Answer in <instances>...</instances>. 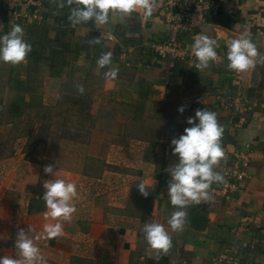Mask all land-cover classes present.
Masks as SVG:
<instances>
[{"label":"crops","instance_id":"1","mask_svg":"<svg viewBox=\"0 0 264 264\" xmlns=\"http://www.w3.org/2000/svg\"><path fill=\"white\" fill-rule=\"evenodd\" d=\"M212 2L202 26L176 30L168 18L177 8L165 6V0H155L150 17L138 10L123 23L112 17L102 29L92 21L73 27L66 0H23L19 14L0 0V35L18 24L32 46L24 62L6 63L10 81L28 73L34 59L37 68L43 67L51 77L46 93L54 105L75 100L76 85L86 84L84 88L94 94L92 107L104 110L110 129L114 124L120 127L111 134L108 159L99 167L106 172L97 178L101 182L92 184L90 177L80 174L69 180L81 191L90 187L91 201L85 204L81 197L73 198L72 222H63V236L47 242L43 225L53 221L44 217L43 183L52 177L44 166L52 164L53 178L66 181V172L73 168L42 157L51 152L48 146L37 158L28 155L24 145L11 152L6 149L8 154L0 161V256H18L14 248L18 229L27 231L31 225L28 236L33 241L42 238L39 245L47 264H216L214 256L232 246H238L243 264H264V64L239 74L227 68V42L242 31L264 54V0ZM33 11L45 12L46 24H37L41 20L31 16ZM202 32L216 41L217 59L198 71L190 46ZM154 35L174 38L181 52L187 48V55L159 58L149 49ZM100 36V44L88 43ZM109 51V68L119 69L115 80L105 79L103 72L108 69L97 66L101 53ZM4 63L0 61V74L5 72ZM99 93L106 96V104L96 102ZM181 106L183 113L178 111ZM204 108L214 111L224 128L225 157L216 171L225 182L211 185L210 201L189 205L184 230L173 232L167 218L176 208L170 203L167 181L168 169L178 156L172 154L170 142L190 126L187 118ZM54 147L57 154L59 145ZM229 168L242 171L243 177L228 176ZM113 171L118 172V184L108 191L104 188H109ZM140 180L149 190L146 198L138 190ZM89 203L96 208L85 209ZM153 221L163 223L172 237V248L166 255L161 253L159 261L152 258L158 253L140 231L144 223Z\"/></svg>","mask_w":264,"mask_h":264},{"label":"clouds","instance_id":"2","mask_svg":"<svg viewBox=\"0 0 264 264\" xmlns=\"http://www.w3.org/2000/svg\"><path fill=\"white\" fill-rule=\"evenodd\" d=\"M69 7L68 20L73 27L94 22L97 28L109 23L112 17L117 22L123 23L131 17L132 13L142 10L145 18L150 17L155 9V0H66ZM61 6H64L63 4ZM3 26L0 25V30ZM22 26L14 24L11 30L0 35V61L17 65L24 62L32 51V46L24 38ZM113 39L111 35L107 37ZM89 44L101 43V36L92 38ZM216 41L203 32L194 37L191 44V53L196 58L195 69L202 71L209 67L210 62L217 59ZM227 68L237 74L255 68L257 63L264 64V54L259 53L257 45L252 41L245 30L227 42ZM112 63V52H103L97 59L99 69H108L103 72L105 79L115 80L118 68H109ZM80 94H84L83 85L77 84ZM178 111L183 113L184 106ZM190 125L184 129L178 138L173 137L170 142L172 154L178 156L177 163L168 169L170 179L167 181V191L172 206L176 208L167 218V225L171 231H183L187 223L188 213L185 210L189 205H199L212 199L211 185L224 183V176L216 171V167L225 157L221 145L224 128L218 123L217 114L207 109H197L195 116L187 118ZM44 172L51 175V179L43 183L45 189L43 201L46 211L45 219L51 218L53 222L43 225V238L51 240L63 236V222H72V215L76 208L71 203L77 193L74 182L61 178H53L55 172L53 165L44 166ZM143 180L138 181L137 187L145 198L149 195ZM32 231L29 225L27 231L18 229L14 241L15 251L18 256H0V264H47V260L39 247L29 238L28 232ZM140 231L144 235L148 246L157 251L154 260L161 259V253L166 255L172 248V237L165 225L160 222L144 223Z\"/></svg>","mask_w":264,"mask_h":264},{"label":"rangeland","instance_id":"3","mask_svg":"<svg viewBox=\"0 0 264 264\" xmlns=\"http://www.w3.org/2000/svg\"><path fill=\"white\" fill-rule=\"evenodd\" d=\"M26 12V16L30 18L28 13L31 12ZM31 16L41 20L37 24H46L44 22L45 12L35 13L33 11ZM2 66H5V68L3 67L5 72L0 74V161L7 156L6 151L11 152L12 148L18 149L24 145L28 155L37 158L40 156V152H44L48 146L52 153L41 154L42 157L47 156L48 159L51 157L60 163H66L69 169L73 168L66 172L68 182L76 174H80V178L82 176L90 177L93 180L92 184L101 182L97 178H102L106 172L99 167L108 159L107 155L113 144L111 134L117 133L120 127L119 124H114V128L110 129L111 124L105 122L107 118H103L106 115L103 113L104 110L92 107L94 94L84 88V94H80L78 91L75 93L77 95L75 100H64L61 105L56 106L46 93V89L51 83V77L43 67L37 68L38 64L34 59H32V65L30 63L28 73L25 72L15 81H10V76L6 73V68L10 66H7L6 63ZM54 82L56 83V81ZM55 85L57 88L60 86ZM59 90L62 91V88ZM50 92L55 91L50 90ZM95 100L105 103L107 98L99 93ZM118 140L119 138L115 137V143ZM55 145H59V148L56 149L57 154H53ZM112 159L116 161L117 156ZM111 173L110 183L108 182L109 188H104L108 191H112L118 184V172ZM77 190L79 192L75 198L81 197L82 200L78 201L85 204L91 201L89 198L94 194L91 193L90 187H84L82 191L81 188ZM90 204V207L84 205V208H96L95 204L89 203L88 205ZM41 241L42 238L39 241L34 240L39 249L42 247L39 245ZM40 251L41 254H45L41 249Z\"/></svg>","mask_w":264,"mask_h":264},{"label":"built area","instance_id":"4","mask_svg":"<svg viewBox=\"0 0 264 264\" xmlns=\"http://www.w3.org/2000/svg\"><path fill=\"white\" fill-rule=\"evenodd\" d=\"M22 1L23 0H6L10 11L16 14L20 13L17 11V7L22 5ZM41 5L44 6L43 3ZM165 6L177 8L171 11L168 18L169 23L174 29L178 30L182 27L195 29L206 22L213 7V2L212 0H165ZM160 13H162L161 9ZM149 49L155 52L156 56L161 59H164L166 56L178 58L179 56H185L188 53L186 47L182 48V53L178 48L176 40L167 36H151ZM232 175L242 178L243 172L229 168L228 176ZM251 220V218H248V222ZM237 251L238 246H232L221 253H217L214 256V261L216 264H243L241 256Z\"/></svg>","mask_w":264,"mask_h":264}]
</instances>
